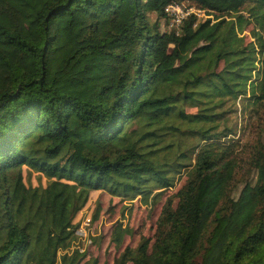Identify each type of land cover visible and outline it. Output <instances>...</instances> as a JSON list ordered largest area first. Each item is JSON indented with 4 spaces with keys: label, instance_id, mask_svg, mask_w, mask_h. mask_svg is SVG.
Returning <instances> with one entry per match:
<instances>
[{
    "label": "trees",
    "instance_id": "obj_1",
    "mask_svg": "<svg viewBox=\"0 0 264 264\" xmlns=\"http://www.w3.org/2000/svg\"><path fill=\"white\" fill-rule=\"evenodd\" d=\"M172 1L0 0V264H80L59 252L92 192L147 201L185 171L152 249L143 238L115 264H264V142L231 195L224 124L228 104L264 107V0H178L216 18L178 31ZM25 166L52 180L51 210Z\"/></svg>",
    "mask_w": 264,
    "mask_h": 264
},
{
    "label": "rangeland",
    "instance_id": "obj_2",
    "mask_svg": "<svg viewBox=\"0 0 264 264\" xmlns=\"http://www.w3.org/2000/svg\"><path fill=\"white\" fill-rule=\"evenodd\" d=\"M156 19L154 13L150 14L152 22ZM164 28L165 25H161V29ZM255 29V23L247 26L244 35L248 43L256 41L253 36ZM243 105L244 102L239 100L236 106L228 104L224 108L228 111L224 124L236 131V134L230 135L237 140L233 157L238 166L230 190L234 196H238L245 183L252 180L254 174L253 166L250 164L252 151L255 145L264 142V107L253 105L245 113L242 110ZM187 110L195 111L190 107ZM23 171L25 186L35 189V202L41 201V212L45 209L51 210L52 180L38 172H31L26 166ZM187 178L188 173L185 171L172 189L157 193L156 196L153 193L147 201L142 197L124 199L104 191L92 192L77 217V221L80 222L77 233L75 231V235L63 243L59 253H70L72 249L80 246L83 249L82 253H85L80 264H115L127 247L136 249L143 238L150 239L152 249L156 234L161 228L160 221L164 216V209L169 201L173 209L177 207L179 202L177 193L186 184ZM19 190L22 192L23 189ZM81 229L86 232L87 238L78 234V230ZM89 238L93 240L91 244Z\"/></svg>",
    "mask_w": 264,
    "mask_h": 264
},
{
    "label": "built area",
    "instance_id": "obj_3",
    "mask_svg": "<svg viewBox=\"0 0 264 264\" xmlns=\"http://www.w3.org/2000/svg\"><path fill=\"white\" fill-rule=\"evenodd\" d=\"M164 13L168 17V28L170 30L173 29L178 31L183 21L190 16L195 17L196 24L206 22L208 20H210L211 23H214L216 21L215 15L212 11L204 9L197 5L190 4L186 1L175 0L168 3L164 8ZM88 220H90V218H88ZM78 234L87 238V234L85 231H83V229H81L80 231L78 230ZM88 240L90 244L93 241L91 238H89ZM74 250H79L80 253L83 252V249L80 246L72 249V252Z\"/></svg>",
    "mask_w": 264,
    "mask_h": 264
}]
</instances>
